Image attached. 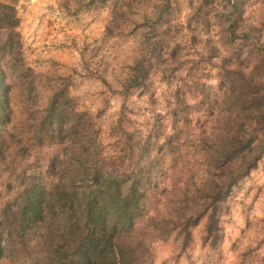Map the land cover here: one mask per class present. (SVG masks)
Listing matches in <instances>:
<instances>
[{
  "label": "rangeland",
  "instance_id": "1",
  "mask_svg": "<svg viewBox=\"0 0 264 264\" xmlns=\"http://www.w3.org/2000/svg\"><path fill=\"white\" fill-rule=\"evenodd\" d=\"M4 1L18 18L12 45L0 55L10 96L7 130L25 118L34 123L47 96L63 88L72 110L87 116L95 153L119 172L141 174L145 201L128 238L138 249L137 264H264V151L220 201L214 242L204 219L190 227L185 245L176 229L164 235L159 229L173 214L166 200L191 194L205 173L199 136L218 127L225 108L222 70L234 76L260 70L264 0H235L234 23L226 0ZM5 32L0 29V42ZM140 58L147 72L122 95L118 81ZM63 139L76 147L77 137ZM46 150L6 160L0 205L12 203L21 188L8 170L17 172L21 159L40 166ZM0 235L5 242L8 234ZM13 250L4 251L0 264H43L36 256L47 254Z\"/></svg>",
  "mask_w": 264,
  "mask_h": 264
},
{
  "label": "trees",
  "instance_id": "2",
  "mask_svg": "<svg viewBox=\"0 0 264 264\" xmlns=\"http://www.w3.org/2000/svg\"><path fill=\"white\" fill-rule=\"evenodd\" d=\"M226 1L231 7L227 19L234 23L237 3ZM17 23L13 5L0 0V29L6 31L0 55L11 47ZM259 55L258 72L252 68L234 76L222 70L225 108L216 118L218 127L199 136L205 173L191 194L184 191L173 196L174 201L166 200L173 214L166 219L170 224H160V234L176 229L185 245L190 227L204 219L205 234L212 242L216 240L220 201L264 151V50ZM146 72L140 58L118 81L117 90L127 93L141 83ZM9 99L0 65V171L7 159L19 153L42 147L49 151L40 166H28L21 159L17 172L13 167L8 170L13 180L22 182L13 202L9 199L0 205V233L8 234L5 242L0 235V258L9 248L28 256L37 248L47 253L36 256L45 260L43 264H137L138 249L128 238L145 201V190L139 186L141 174L119 172L95 153L96 137L89 132L87 116L83 110H72L63 88L47 96L34 123H30L32 117L29 121L24 117L14 132L6 126L11 122ZM74 137L76 147L69 149L63 138ZM49 139L53 142L46 143ZM168 194V190H160L162 197Z\"/></svg>",
  "mask_w": 264,
  "mask_h": 264
}]
</instances>
